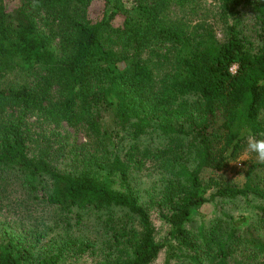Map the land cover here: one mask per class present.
I'll return each mask as SVG.
<instances>
[{
	"label": "trees",
	"instance_id": "1",
	"mask_svg": "<svg viewBox=\"0 0 264 264\" xmlns=\"http://www.w3.org/2000/svg\"><path fill=\"white\" fill-rule=\"evenodd\" d=\"M211 1L220 37L205 19L189 25L180 15L200 0H0V77L15 68L46 73L38 85H0V193L15 192L20 179V220L39 190L62 214L107 212L99 243L49 242L45 223L19 232L0 225V264H64L70 249L88 252V264H151L160 254L165 264H264V164L245 151L248 136H264V0L251 6L256 45L236 27L248 0ZM39 12L49 33L35 22ZM29 112L55 136L62 124L82 127L90 146L63 152L31 130ZM154 131L165 145L141 149L136 140ZM122 132L134 142L121 155ZM60 154L70 158L67 170L55 165ZM244 154L243 184L209 178V191L203 172ZM134 169L160 172L145 200ZM212 201L230 207L215 223L188 228L193 211ZM150 210L165 227L159 238Z\"/></svg>",
	"mask_w": 264,
	"mask_h": 264
},
{
	"label": "rangeland",
	"instance_id": "2",
	"mask_svg": "<svg viewBox=\"0 0 264 264\" xmlns=\"http://www.w3.org/2000/svg\"><path fill=\"white\" fill-rule=\"evenodd\" d=\"M126 5H132L134 0H124ZM253 0H248V2L243 3L240 7L237 8L236 13V27L242 31L245 35H248V38L257 44L256 38V25L254 24V12L251 10ZM18 0H13L12 5L17 4ZM216 4L212 3L211 0H200L198 7L195 10H191L190 6H188L185 14L180 12V15L184 17V21L191 25L194 22H197L199 19H205V22L214 25V29L217 31L218 37L222 35V25L216 20L213 14L215 13ZM100 9V3L94 2L91 5V13L96 15ZM183 10V9H182ZM35 22L38 28L44 32L49 33L48 26L45 23V18L42 12H39L35 17ZM118 23V20L115 21ZM52 27V26H51ZM55 47L56 41L55 36L53 37ZM45 72L36 69L34 71H25L21 69H13L5 73L2 77H0V85L2 87H16L18 85L24 84L27 86L38 85L42 82V78L45 75ZM58 88L56 85L50 87L51 95H57ZM26 122L31 127V130H37L40 132H45V136L50 138L51 141H55L56 147L59 145L63 146V152L72 148L80 149L84 144H88L87 136L82 127L78 126H68L66 124H62L60 128H58L59 135L55 136L53 132V126L46 123L42 117L38 114L29 112L25 118ZM92 139V138H91ZM117 143L120 141L118 146V151L121 155L128 149L129 145L134 142V139L130 137L127 132H122L119 135V139L116 138ZM141 149H147L150 151H154L156 149H160L166 143V136L164 134H158L156 131L150 132L139 139L136 140ZM58 143V144H57ZM90 146L85 145V147ZM63 155H68L66 153H62ZM58 155V158L55 159V165L59 169L67 170L71 164L70 158H63V155ZM248 155L244 154L241 158L236 161L229 163L222 171L213 172L211 170H206L203 172V180L205 184H207L209 191L214 190V185L209 181V178L220 179V182L227 184H243L244 177V169H245V159H247ZM160 177V172L152 171L149 172L147 169L140 170H132V181L141 192L143 199H147L154 191H157L160 183L157 182ZM19 184H16L12 187L15 189V192L10 194L8 191H3L0 193V225L1 226H9L13 231L19 232L23 227L28 228L34 224L41 225L43 223L46 224V233L43 237L44 240L52 241L54 243H58L60 241H70L72 242H84L86 239L93 240L99 243L100 235L98 233V229L103 228L105 221V215H107L105 210L97 211L94 213L92 210L84 209H71L68 214H63L60 210L57 209L56 205H48L45 200L40 198L42 194L41 190L35 193L37 195L36 202L34 203L33 209H29V216L25 219L20 220L21 209L19 208V203L23 199L22 197V188L23 185L20 179H18ZM17 203L15 207L14 203ZM230 202L225 201L219 203L218 201H212L209 203L202 204L198 208H196L187 223V227L193 230H197L201 225H209L210 223H215V220L218 216H220L221 211H225L229 206ZM152 215L153 223L156 227V236L157 238L161 237L164 232V226L161 224L159 218H157L154 210H150ZM25 214V213H24ZM113 216L116 219H125L124 213L115 208L112 211ZM63 215L68 218V224L63 220ZM23 226H22V225ZM41 227V226H40ZM44 234V232H43ZM73 244H70L72 246ZM75 249V247H73ZM91 257L88 252H84L82 254L76 253L72 254V250L70 249L66 253V257L64 260V264H88L90 262ZM151 264H165L164 263V254H160L157 259ZM179 264V263H176Z\"/></svg>",
	"mask_w": 264,
	"mask_h": 264
},
{
	"label": "clouds",
	"instance_id": "3",
	"mask_svg": "<svg viewBox=\"0 0 264 264\" xmlns=\"http://www.w3.org/2000/svg\"><path fill=\"white\" fill-rule=\"evenodd\" d=\"M245 151L248 154H255V159L258 163L264 164V136L257 138L254 135H250L246 141Z\"/></svg>",
	"mask_w": 264,
	"mask_h": 264
}]
</instances>
